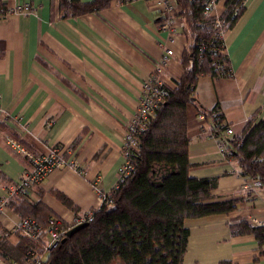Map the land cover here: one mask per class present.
I'll return each instance as SVG.
<instances>
[{
    "label": "crops",
    "instance_id": "obj_1",
    "mask_svg": "<svg viewBox=\"0 0 264 264\" xmlns=\"http://www.w3.org/2000/svg\"><path fill=\"white\" fill-rule=\"evenodd\" d=\"M92 2L94 0H82ZM227 0H217L215 16ZM30 3L35 13L6 19L0 13V198L32 169L29 154L43 157L52 148L76 164L53 170L35 191L59 221L74 226L76 219L102 205L117 184L125 163L122 142L164 47L174 56L162 76L175 88L184 70L181 56L189 45L183 22L175 17L172 31L153 0L114 2L99 14L63 19L58 0H14ZM233 77L199 79L197 98L206 110L220 106L234 134L241 135L249 118L264 120V0H246L245 12L224 36ZM189 154L194 178H219L213 194L220 200H243L242 212L186 221L190 231L183 264H264V246L251 235L232 236L233 219L264 217V189L254 196L250 179L226 158L211 134L213 121L188 110ZM6 116V117H5ZM18 118L20 132L6 118ZM5 118V119H4ZM5 127V129L3 128ZM61 192L77 207L68 209L52 193ZM33 202V201H32ZM22 218L8 209L0 224L12 231Z\"/></svg>",
    "mask_w": 264,
    "mask_h": 264
},
{
    "label": "trees",
    "instance_id": "obj_2",
    "mask_svg": "<svg viewBox=\"0 0 264 264\" xmlns=\"http://www.w3.org/2000/svg\"><path fill=\"white\" fill-rule=\"evenodd\" d=\"M10 1L0 0V13L8 10ZM58 1L62 18L75 19L99 14L114 2L135 0ZM174 1L175 17L182 19L183 34L190 42L180 60L184 73L175 88H168L167 96L138 135L137 146L131 152L130 174L105 195L100 208L87 213L91 215L87 227L64 238L45 255V264H183L190 236L186 221L236 211L243 200L220 201L213 194L219 178H194L189 174V106L212 119L211 134L225 143L229 150L226 158L240 166L245 178L260 180L264 189V120L258 122L255 114L241 135L224 138L231 126L220 106L206 110L197 98L200 78L233 77L224 36L244 14L246 0H227L219 16L213 15L212 9L206 12L211 0ZM1 18L8 17L1 13ZM1 125L5 126L0 121ZM52 193L68 209L77 212L68 197L58 191ZM9 207L22 219L30 217L44 226L58 219L41 201L15 197ZM229 229L232 236L251 235L260 248L264 246V227L233 219ZM11 233L0 237V257L7 263L30 264L27 251L31 247L43 253L42 242L34 243L20 233L14 246Z\"/></svg>",
    "mask_w": 264,
    "mask_h": 264
},
{
    "label": "built area",
    "instance_id": "obj_3",
    "mask_svg": "<svg viewBox=\"0 0 264 264\" xmlns=\"http://www.w3.org/2000/svg\"><path fill=\"white\" fill-rule=\"evenodd\" d=\"M14 1V0H11ZM10 1V2H11ZM8 6L4 14L7 17L18 15V14H33L36 8L30 3L23 4H13ZM155 4L161 7L164 17L168 20L166 23V29L169 27L174 30L175 24L172 20L175 18L176 2L174 0H153ZM216 6V0H211L210 6L206 8V12ZM211 10V11H212ZM171 39V38H170ZM167 47H164V50ZM174 54L172 49H166L165 53L161 55L159 62L156 64L155 71L150 78H147L142 86V92L140 95L139 106L131 118L129 124L127 125L126 133L123 138V154L125 157V163L120 170V177H124L130 174L132 170L131 165V152L137 146L138 135L147 126L150 118L154 115L155 109L163 102L164 98L168 94V87L162 82V76L165 70L169 66L172 60V55ZM1 112V111H0ZM9 120V117L6 118ZM18 124L17 120L14 121L13 125ZM234 135L233 128L227 129L224 138H231ZM17 150L21 151L28 158L32 160V170L26 173L21 178V183L12 188L8 195L0 198V218L9 209V203L11 198L15 195H20L25 198L33 199V190L37 184H40L48 173L55 168H62L68 165H73L72 161L65 160V156L61 149L58 147L52 148L48 155L43 157L33 156L24 150L20 144L14 140H8ZM218 147L224 155L229 153L226 145L223 141L218 140ZM74 166V165H73ZM123 179V178H122ZM250 184H247L248 189L253 191L254 196H256L259 191L262 190V183L256 178H249ZM98 187V181L95 183L96 190L99 191L102 197V202L105 199L104 193L100 192ZM243 211L244 208L242 207ZM91 220V215L84 214L76 219L75 225L87 223ZM252 226L264 227V217L252 218L250 219ZM68 226L58 219H52L47 226H43L33 218L21 219L19 224L14 227L12 231H17L23 237L31 240L32 242H42L43 253L39 251L36 247H31L27 251L28 263L30 264H45L44 255H47L52 249L61 243V241L66 237ZM11 230L4 228L0 224V237H8ZM0 264H9L0 257Z\"/></svg>",
    "mask_w": 264,
    "mask_h": 264
},
{
    "label": "rangeland",
    "instance_id": "obj_4",
    "mask_svg": "<svg viewBox=\"0 0 264 264\" xmlns=\"http://www.w3.org/2000/svg\"><path fill=\"white\" fill-rule=\"evenodd\" d=\"M217 1V0H216ZM167 29L168 30H170V28L169 27H167ZM171 31V30H170ZM170 38H172V31H171V33H170ZM166 49H169V48H165V50H164V53H165V51H166ZM174 56V54L172 55V57ZM156 68V67H155ZM165 85V84H164ZM255 115V114H254ZM6 117V116H5ZM5 119V118H4ZM15 120H17V122H18V124H15V128H17L20 132H22V133H24V132H28L27 131V127H25L22 123H21V121L18 119V118H9V121L11 122V123H14V121ZM234 132V131H233ZM217 140H219V139H217ZM21 146V145H20ZM122 146H123V142H122ZM25 150V149H24ZM21 152V151H20ZM22 153V152H21ZM30 160V163L32 164V160L31 159H29ZM65 160H67V161H70V158L69 157H66L65 156ZM72 164L74 165H68V166H65V167H62V168H66V167H69V166H71V167H75L76 166V164L74 163V162H72ZM56 169H60V168H55V169H53V170H56ZM32 170V169H31ZM30 170V171H31ZM53 170H51L49 173H48V175L53 171ZM47 175V176H48ZM46 176V177H47ZM122 178L123 177H120V175H119V179H118V181H121L122 180ZM45 179V178H44ZM43 182V181H42ZM41 182V183H42ZM21 183V179L18 181V183L16 184V185H18V184H20ZM40 183V184H41ZM118 183V182H117ZM40 184H37L35 187H34V190H33V193H35V190H36V188L40 185ZM15 185V186H16ZM117 185V184H116ZM115 185V186H116ZM15 186H13L12 188H15ZM11 188V189H12ZM98 188V187H97ZM10 189V190H11ZM7 195H8V193H7ZM35 195V194H34ZM33 195V199H29V198H26L27 200H29V201H33L34 202V199H35V196ZM15 197H23V196H20V195H15L13 198H15ZM13 198H11V199H13ZM23 198H25V197H23ZM38 201V200H37ZM37 201H35V202H37ZM243 207V203L241 204V205H239L238 206V208L236 209V210H238V212H242V210H241V208ZM9 209H10V207H9ZM234 212H236V211H234ZM233 212V213H234ZM256 218H259V217H256ZM250 219H252L251 217L250 218H245L244 216H243V218H242V220H245L246 222H248L250 225L252 224L251 222H250ZM63 223V222H62ZM43 225V224H42ZM44 226V225H43ZM44 258H45V255H44Z\"/></svg>",
    "mask_w": 264,
    "mask_h": 264
},
{
    "label": "water",
    "instance_id": "obj_5",
    "mask_svg": "<svg viewBox=\"0 0 264 264\" xmlns=\"http://www.w3.org/2000/svg\"><path fill=\"white\" fill-rule=\"evenodd\" d=\"M88 223H83V224H79V225H74L66 234L65 239H68L70 237H72L75 233H77L78 231H80L81 229L87 227Z\"/></svg>",
    "mask_w": 264,
    "mask_h": 264
}]
</instances>
